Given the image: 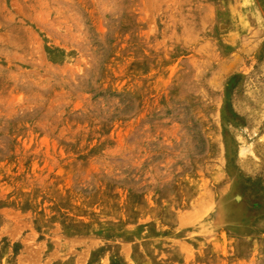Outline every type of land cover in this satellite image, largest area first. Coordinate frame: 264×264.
Listing matches in <instances>:
<instances>
[{
	"label": "rangeland",
	"instance_id": "obj_1",
	"mask_svg": "<svg viewBox=\"0 0 264 264\" xmlns=\"http://www.w3.org/2000/svg\"><path fill=\"white\" fill-rule=\"evenodd\" d=\"M0 264H264V0H0Z\"/></svg>",
	"mask_w": 264,
	"mask_h": 264
}]
</instances>
